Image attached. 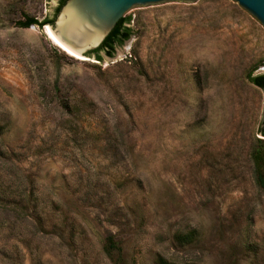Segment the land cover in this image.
<instances>
[{
  "label": "rangeland",
  "instance_id": "374dc122",
  "mask_svg": "<svg viewBox=\"0 0 264 264\" xmlns=\"http://www.w3.org/2000/svg\"><path fill=\"white\" fill-rule=\"evenodd\" d=\"M58 4L0 0V184L46 215L0 231V264H264L261 22L232 0L151 5L120 58L79 60L20 24Z\"/></svg>",
  "mask_w": 264,
  "mask_h": 264
},
{
  "label": "water",
  "instance_id": "95a60500",
  "mask_svg": "<svg viewBox=\"0 0 264 264\" xmlns=\"http://www.w3.org/2000/svg\"><path fill=\"white\" fill-rule=\"evenodd\" d=\"M199 0H65L59 7L51 24L53 33L79 55L96 59L95 49L100 47L106 36L122 18L151 5L196 3ZM264 26V0H232ZM36 25V24H31ZM100 55L110 61L121 57L122 52ZM264 91V86L262 87ZM264 126V111L261 126ZM264 138V137H262Z\"/></svg>",
  "mask_w": 264,
  "mask_h": 264
},
{
  "label": "trees",
  "instance_id": "16d2710c",
  "mask_svg": "<svg viewBox=\"0 0 264 264\" xmlns=\"http://www.w3.org/2000/svg\"><path fill=\"white\" fill-rule=\"evenodd\" d=\"M65 0H59V4L55 9V14L57 13L59 7L63 4ZM130 21V16L125 19H120L110 33L106 36L103 43L94 50L96 54V59L101 60L100 50L106 52V54H113V44L112 42L116 40L118 44H121L125 39H127L131 34V28L127 25ZM53 18L46 17L41 21H38L34 17H27L26 21H22L20 24L22 26H29L31 24H37L42 26L44 23L51 24ZM122 35V36H120ZM250 81L259 86H264V73H260L254 76L249 75ZM2 127L0 126V133ZM260 137H255L250 151V159L253 166V175L255 182L264 189V126L259 127L257 132ZM2 153V154H1ZM4 151H0V157L4 155ZM1 185L0 184V231H10L15 229L17 223H21L25 229L30 227V225L41 226V230L44 231L46 215L44 211H38L36 206V201H34L29 195L25 193V190H21L20 197L17 195L18 185ZM30 209V211H29ZM197 230L193 229L187 233H178L175 235L176 240L183 242L182 238H186L187 242H192L196 239ZM5 240L7 239L4 236ZM185 241V242H186ZM119 240H117L115 234H108L105 237L104 249L110 253L112 251L120 252L122 250ZM155 264H183L170 261L163 256L158 255L154 260Z\"/></svg>",
  "mask_w": 264,
  "mask_h": 264
},
{
  "label": "bare ground",
  "instance_id": "6f19581e",
  "mask_svg": "<svg viewBox=\"0 0 264 264\" xmlns=\"http://www.w3.org/2000/svg\"><path fill=\"white\" fill-rule=\"evenodd\" d=\"M45 34L47 35L48 39L58 48H60L62 51L67 53L68 55L79 59V60H86L88 58L79 55L76 51L71 49L69 46H67L65 43H63L51 30L49 25H45L43 27Z\"/></svg>",
  "mask_w": 264,
  "mask_h": 264
},
{
  "label": "flooded vegetation",
  "instance_id": "af4514ba",
  "mask_svg": "<svg viewBox=\"0 0 264 264\" xmlns=\"http://www.w3.org/2000/svg\"><path fill=\"white\" fill-rule=\"evenodd\" d=\"M120 36H122V35H120ZM112 44H113V50H114L115 45H118V43L116 42V40H114V41L112 42ZM103 50H104V49H103Z\"/></svg>",
  "mask_w": 264,
  "mask_h": 264
}]
</instances>
